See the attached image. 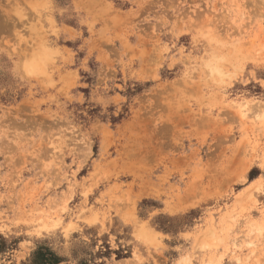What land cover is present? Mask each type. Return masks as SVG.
<instances>
[{
  "label": "rangeland",
  "instance_id": "374dc122",
  "mask_svg": "<svg viewBox=\"0 0 264 264\" xmlns=\"http://www.w3.org/2000/svg\"><path fill=\"white\" fill-rule=\"evenodd\" d=\"M264 264V0H0V264Z\"/></svg>",
  "mask_w": 264,
  "mask_h": 264
},
{
  "label": "trees",
  "instance_id": "16d2710c",
  "mask_svg": "<svg viewBox=\"0 0 264 264\" xmlns=\"http://www.w3.org/2000/svg\"><path fill=\"white\" fill-rule=\"evenodd\" d=\"M43 249H40L39 251L34 253V259L32 260V263L34 264H55L58 262L56 258H52L49 256L45 257L46 254L42 253Z\"/></svg>",
  "mask_w": 264,
  "mask_h": 264
}]
</instances>
